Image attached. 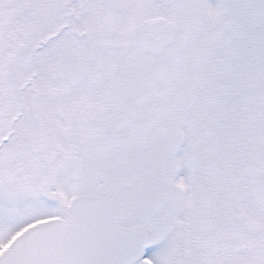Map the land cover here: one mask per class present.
Listing matches in <instances>:
<instances>
[{
	"label": "snow or ice",
	"instance_id": "obj_1",
	"mask_svg": "<svg viewBox=\"0 0 264 264\" xmlns=\"http://www.w3.org/2000/svg\"><path fill=\"white\" fill-rule=\"evenodd\" d=\"M0 264H264V0H0Z\"/></svg>",
	"mask_w": 264,
	"mask_h": 264
}]
</instances>
